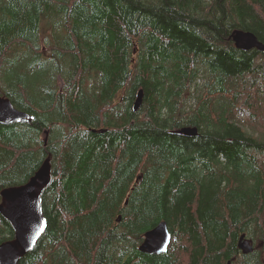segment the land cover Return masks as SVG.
<instances>
[{"label":"trees","instance_id":"obj_1","mask_svg":"<svg viewBox=\"0 0 264 264\" xmlns=\"http://www.w3.org/2000/svg\"><path fill=\"white\" fill-rule=\"evenodd\" d=\"M234 30L264 44V0H0V97L32 115L0 124V193L52 177L19 264H264V54Z\"/></svg>","mask_w":264,"mask_h":264},{"label":"water","instance_id":"obj_2","mask_svg":"<svg viewBox=\"0 0 264 264\" xmlns=\"http://www.w3.org/2000/svg\"><path fill=\"white\" fill-rule=\"evenodd\" d=\"M235 49L243 52L258 51L264 54V44L250 32L234 30L231 33ZM143 103V91L136 93L132 103V111L137 112ZM32 117L17 111L8 98L0 97V124L9 125L20 122L30 123ZM178 134L194 138L198 136L195 127H182ZM51 182L50 167L42 166L27 183L1 191L0 216L11 226L14 238L0 244V264H19L36 246L46 228V220L42 214L41 193ZM167 224L159 222L153 229L146 232L138 250L144 254H160L167 250L170 243ZM237 249L244 255L253 252L252 245L246 241L245 235L238 238ZM227 264H230L229 262Z\"/></svg>","mask_w":264,"mask_h":264},{"label":"rangeland","instance_id":"obj_3","mask_svg":"<svg viewBox=\"0 0 264 264\" xmlns=\"http://www.w3.org/2000/svg\"><path fill=\"white\" fill-rule=\"evenodd\" d=\"M16 56V53L15 54H12V55H10V57H8V59L11 61V60H14V57ZM91 82V81H90ZM56 86H57V88H59V89H62L63 87H64V82H63V80L62 79H56ZM17 111H21L22 113H27V112H24V111H22V110H17ZM28 115H30L29 113H27ZM31 117H32V115H30ZM32 121V120H31ZM46 136V134L45 133H43L41 136H40V139L41 140H43V138ZM33 176V175H32ZM31 176V177H32ZM41 197V196H40ZM0 202H1V200H0ZM262 255H264V250L262 251Z\"/></svg>","mask_w":264,"mask_h":264},{"label":"bare ground","instance_id":"obj_4","mask_svg":"<svg viewBox=\"0 0 264 264\" xmlns=\"http://www.w3.org/2000/svg\"><path fill=\"white\" fill-rule=\"evenodd\" d=\"M8 60V59H7ZM3 62H4V60H3ZM6 63V62H5ZM16 63V62H15ZM18 63V62H17ZM18 64H20V63H18ZM19 66H21V65H19ZM23 66V65H22ZM13 68V67H12ZM19 68V67H18ZM0 77H1V75H0ZM8 78V77H7ZM1 80H2V78H1ZM0 80V81H1ZM1 88V87H0ZM2 91V90H1ZM7 91V90H6Z\"/></svg>","mask_w":264,"mask_h":264}]
</instances>
